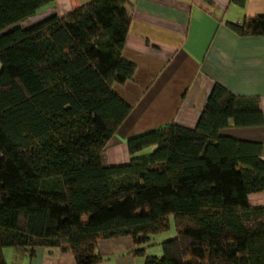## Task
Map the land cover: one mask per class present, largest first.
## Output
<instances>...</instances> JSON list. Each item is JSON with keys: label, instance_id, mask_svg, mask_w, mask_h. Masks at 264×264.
Here are the masks:
<instances>
[{"label": "trees", "instance_id": "trees-1", "mask_svg": "<svg viewBox=\"0 0 264 264\" xmlns=\"http://www.w3.org/2000/svg\"><path fill=\"white\" fill-rule=\"evenodd\" d=\"M53 4L0 0V264L8 248L98 264L99 241L120 238L144 264H264V205L248 202L264 192L262 145L224 133L262 127L259 99L214 84L194 128L171 122L132 137L128 162L108 165L131 113L113 90L135 72L122 56L129 2L92 0L22 25ZM227 25L264 36V15ZM169 217L175 236L146 255Z\"/></svg>", "mask_w": 264, "mask_h": 264}, {"label": "crops", "instance_id": "crops-1", "mask_svg": "<svg viewBox=\"0 0 264 264\" xmlns=\"http://www.w3.org/2000/svg\"><path fill=\"white\" fill-rule=\"evenodd\" d=\"M90 1L54 0L36 18L64 16ZM242 1L243 6L231 0H128L131 22L122 56L135 72L113 90L131 113L107 145L108 165L128 162L132 137L171 122L194 128L214 84L236 96L257 97L264 117V36H240L227 25L264 15V0ZM224 133L260 143L264 152V125ZM248 202L264 205V192L249 195ZM133 249L130 238L99 241L98 264H144ZM3 254L6 264H76L71 253L58 249L38 248L32 257L13 249Z\"/></svg>", "mask_w": 264, "mask_h": 264}, {"label": "rangeland", "instance_id": "rangeland-1", "mask_svg": "<svg viewBox=\"0 0 264 264\" xmlns=\"http://www.w3.org/2000/svg\"><path fill=\"white\" fill-rule=\"evenodd\" d=\"M37 20V18L34 19V17L24 21L22 23V25H29L31 23H35ZM150 151V150H149ZM149 151H144V154L145 153H148ZM83 220L86 221L87 220V216H84L83 217ZM169 228L162 232V233H159L157 235H154L153 237V240L151 241V244H149L145 251L147 253H149L148 255H157V256H160L161 253H162V250H161V246L158 244L160 241L164 240V239H170V238H173L175 236V229H174V222H173V218L172 217H169ZM167 237V238H166ZM5 250H11V249H5ZM157 251V252H156Z\"/></svg>", "mask_w": 264, "mask_h": 264}]
</instances>
